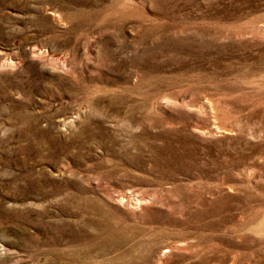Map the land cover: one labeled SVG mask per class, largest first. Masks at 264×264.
<instances>
[{
  "label": "rangeland",
  "instance_id": "obj_1",
  "mask_svg": "<svg viewBox=\"0 0 264 264\" xmlns=\"http://www.w3.org/2000/svg\"><path fill=\"white\" fill-rule=\"evenodd\" d=\"M0 264H264V0H0Z\"/></svg>",
  "mask_w": 264,
  "mask_h": 264
}]
</instances>
